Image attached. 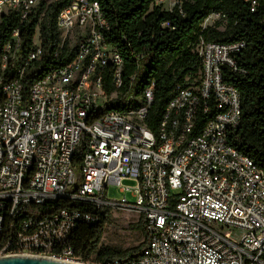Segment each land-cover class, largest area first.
Listing matches in <instances>:
<instances>
[{
    "label": "built area",
    "instance_id": "built-area-1",
    "mask_svg": "<svg viewBox=\"0 0 264 264\" xmlns=\"http://www.w3.org/2000/svg\"><path fill=\"white\" fill-rule=\"evenodd\" d=\"M57 1L0 0V26L16 18L0 68V259L264 264V173L232 145L242 98L223 78L224 67L238 71L246 44L201 40L195 47L199 77L191 87H177L156 134L147 125L153 84L138 94V71L126 81L125 61L106 40L110 25L97 2L71 0L57 17L59 50L75 38L74 59L23 83L25 70L44 54L45 12L17 70L23 26L40 4L48 8ZM185 1L156 0L155 6L182 13ZM133 56L137 64L145 59ZM83 143L78 184L74 158ZM112 186L118 199L109 198ZM54 202L137 212L145 248L132 259L83 262L71 246L73 232L80 223L98 224L99 216L78 207H47Z\"/></svg>",
    "mask_w": 264,
    "mask_h": 264
},
{
    "label": "trees",
    "instance_id": "trees-1",
    "mask_svg": "<svg viewBox=\"0 0 264 264\" xmlns=\"http://www.w3.org/2000/svg\"><path fill=\"white\" fill-rule=\"evenodd\" d=\"M70 1L59 0L48 8L45 3L40 4L24 24V46L16 62L17 70L22 69V58L32 50L36 28L45 12L40 24L44 54L25 70L23 83L26 86L74 59L77 43L67 40L59 50L60 33L56 26L59 13ZM91 1L102 7L109 22L110 30L105 37L125 61L126 81L138 71L133 91L140 94L153 84V103L147 125L156 134L177 87H191L199 77L201 62L195 52L196 45L201 40L220 44L244 42L247 47L237 56L238 71L223 68L224 82L237 89L242 98V123L233 135L232 145L264 173V0H186L182 13L178 9L173 13L163 11L155 6L156 0ZM215 14H219L220 19L213 26L203 28L209 17ZM163 24L168 27L163 29ZM15 27V17L6 19L0 26V68L3 46ZM133 53L143 54L145 59L137 64ZM84 149L83 143L74 158L78 184L82 181ZM47 207L53 210L78 207L99 216L96 225L80 223L71 238L75 256L85 263L132 259L145 248L146 242L131 251L102 244L111 218L110 210L99 211L67 202H54ZM138 228L144 232L143 217Z\"/></svg>",
    "mask_w": 264,
    "mask_h": 264
},
{
    "label": "rangeland",
    "instance_id": "rangeland-1",
    "mask_svg": "<svg viewBox=\"0 0 264 264\" xmlns=\"http://www.w3.org/2000/svg\"><path fill=\"white\" fill-rule=\"evenodd\" d=\"M218 20L219 18H209L204 23L203 28L213 26ZM71 42H76L75 38H72ZM126 185L132 186L133 183L127 182ZM108 194L109 198L112 199L120 197L117 187L114 186L109 188ZM127 198L129 201L133 200L130 194ZM110 215L111 218L102 240L104 246L121 251H131L141 247L146 242L144 232L138 228L142 217L140 214L129 210H111ZM226 233L235 237L239 235V233Z\"/></svg>",
    "mask_w": 264,
    "mask_h": 264
},
{
    "label": "water",
    "instance_id": "water-1",
    "mask_svg": "<svg viewBox=\"0 0 264 264\" xmlns=\"http://www.w3.org/2000/svg\"><path fill=\"white\" fill-rule=\"evenodd\" d=\"M0 264H69V263L44 259V258L11 257V258L0 259Z\"/></svg>",
    "mask_w": 264,
    "mask_h": 264
}]
</instances>
